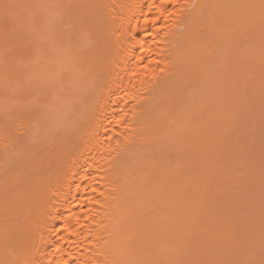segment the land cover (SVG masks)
<instances>
[{
    "label": "bare ground",
    "instance_id": "obj_1",
    "mask_svg": "<svg viewBox=\"0 0 264 264\" xmlns=\"http://www.w3.org/2000/svg\"><path fill=\"white\" fill-rule=\"evenodd\" d=\"M0 262L264 264V0H0Z\"/></svg>",
    "mask_w": 264,
    "mask_h": 264
},
{
    "label": "snow or ice",
    "instance_id": "obj_2",
    "mask_svg": "<svg viewBox=\"0 0 264 264\" xmlns=\"http://www.w3.org/2000/svg\"><path fill=\"white\" fill-rule=\"evenodd\" d=\"M168 2L170 3L171 2V0H168ZM6 8L8 7L7 5L5 6ZM161 14H163V13H161ZM147 22V21H146ZM154 23V22H153ZM0 264H3V262H0Z\"/></svg>",
    "mask_w": 264,
    "mask_h": 264
},
{
    "label": "rangeland",
    "instance_id": "obj_3",
    "mask_svg": "<svg viewBox=\"0 0 264 264\" xmlns=\"http://www.w3.org/2000/svg\"><path fill=\"white\" fill-rule=\"evenodd\" d=\"M261 138H262V137H261ZM261 138H260V139H261Z\"/></svg>",
    "mask_w": 264,
    "mask_h": 264
}]
</instances>
